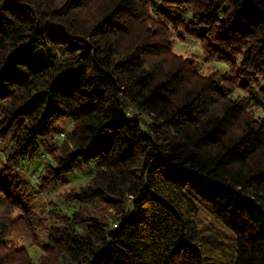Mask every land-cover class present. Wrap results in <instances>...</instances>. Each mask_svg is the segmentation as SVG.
Instances as JSON below:
<instances>
[{
    "label": "trees",
    "instance_id": "16d2710c",
    "mask_svg": "<svg viewBox=\"0 0 264 264\" xmlns=\"http://www.w3.org/2000/svg\"><path fill=\"white\" fill-rule=\"evenodd\" d=\"M6 141L0 264L28 263L16 224L46 232L43 264H264V0H0ZM85 169L36 214L37 186Z\"/></svg>",
    "mask_w": 264,
    "mask_h": 264
},
{
    "label": "rangeland",
    "instance_id": "374dc122",
    "mask_svg": "<svg viewBox=\"0 0 264 264\" xmlns=\"http://www.w3.org/2000/svg\"><path fill=\"white\" fill-rule=\"evenodd\" d=\"M173 51L177 54L181 55H189L190 53H194L201 63V69L204 74H210L213 70L217 68H221L222 65L219 62L216 61H205V59L202 56V53L200 52V48L198 44L191 40H186L184 42H177L175 43L173 47ZM241 92L236 91L234 94H232L233 97H236V95L240 94ZM254 114L256 116L262 115V112L260 109H256L254 111ZM59 131L63 132L64 134H67L68 131L71 130V124L65 121H61L59 124ZM66 137V136H65ZM65 137H62L61 134L59 136V139H65ZM8 141V140H7ZM0 142V152L3 153L5 147L8 145V142ZM3 155V154H2ZM2 157V156H1ZM3 160V157H2ZM47 161V158H41L36 159V161L30 163V165L27 167L28 164L24 163L23 167L20 168L19 173H24L29 179L32 177V168L38 164L37 169L43 170L45 166V162ZM89 176V172L87 169L77 172L73 177L64 178L65 183H62L61 185H51L47 188H41L40 186H37V198L35 201V204L38 206L39 209L40 205H44L48 201L51 200L53 204H57V201L60 200L61 195L63 191H68L70 188H77L79 185L86 182L87 178ZM36 181V179L34 178ZM74 206H77V204H74ZM78 207V206H77ZM40 209L37 210L36 214L39 215ZM21 227V226H20ZM195 229L199 236L204 237L205 235L210 234L211 237L209 238V241L205 244L212 243L213 236L217 235L218 240L223 243L226 241V237L224 236V233L222 232V229L217 226V223L212 220V218L204 211H201L200 215L198 216V220L196 221ZM11 230V229H10ZM46 232H42L40 229L35 227H25L19 228L16 224V228L13 231L8 232V235H5L3 239H5V248H12L16 247L17 252L15 254V257H18V260H22L21 255H23L27 260L29 264H43L47 262V258L52 259V255L49 254L47 250L42 247V245L46 241ZM224 250H227V248L223 247ZM23 249V254H21L19 251ZM27 263V264H28Z\"/></svg>",
    "mask_w": 264,
    "mask_h": 264
}]
</instances>
